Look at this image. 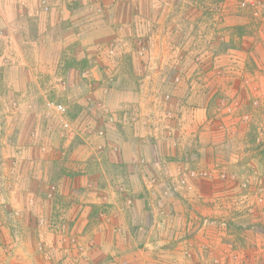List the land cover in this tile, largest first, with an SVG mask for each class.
I'll return each instance as SVG.
<instances>
[{"label":"rangeland","instance_id":"374dc122","mask_svg":"<svg viewBox=\"0 0 264 264\" xmlns=\"http://www.w3.org/2000/svg\"><path fill=\"white\" fill-rule=\"evenodd\" d=\"M234 80L242 93L228 92ZM200 107L210 137L192 140V167L165 175L138 160L152 202L184 195L192 203L184 216L161 202L151 233L134 223L123 246L103 253L97 235L110 205L93 209L96 218L83 229L67 217L68 204L61 218L37 216L35 196L53 200L58 185L72 191L93 167L89 152L100 157L107 142L114 150L141 127L145 152L161 154L155 140L172 122L184 124L181 139L190 118L197 136ZM228 121L230 164L212 148ZM200 167L235 177L221 182L219 207L204 214L206 194L189 199L178 187L183 168ZM21 240L36 246L31 255L21 252ZM0 264H264V0L249 9L238 0H0Z\"/></svg>","mask_w":264,"mask_h":264},{"label":"crops","instance_id":"0c3cea01","mask_svg":"<svg viewBox=\"0 0 264 264\" xmlns=\"http://www.w3.org/2000/svg\"><path fill=\"white\" fill-rule=\"evenodd\" d=\"M106 5L107 4H104V6H100L99 4L96 5V7H100V12H103L102 7H104V11H105L107 8ZM96 9L99 10V8ZM96 9L93 8V10ZM221 83L222 82H219V86L221 85ZM237 85L238 84L235 82V80L230 82V85H227L229 87L228 92L233 93L232 95L236 94L238 91L242 93V90H240L241 86L240 85L237 86ZM225 87L226 85L222 83L221 88L224 89ZM181 88L183 89V87ZM182 89L178 93L175 91V94L182 93ZM170 109L172 110L174 109V107ZM203 110L204 109L200 107L196 109L194 113L196 116L198 115L202 117ZM198 116L195 119V122L192 123V125L198 126L197 130L199 129V131L197 133V136L196 134L191 135V133H189L190 132L189 125L191 124L190 118L187 119L188 123L185 126L187 130L184 135H181L182 137L181 139L179 138V136H177V134L183 133L182 125L184 124H180L181 127L178 126L179 129H177L176 127L177 123L172 122L171 124H169L170 130L168 132H165L163 135L162 134L159 135V137L155 140L156 143L163 144V145H158L161 154L160 153L153 154L155 153V151L151 152V147L149 148L150 151L149 149L147 150L149 151L148 153L145 152L146 144L145 142H143V140L139 139L138 137L143 136V134L148 131L147 129L141 127H138L139 132L137 138L130 136L127 138L126 141L121 140L122 138L121 139L119 138L118 140L119 144H117V147H115L114 150L110 148V145H113V143L107 142V147L109 146L107 148L108 150H106L107 152L104 153L101 152L100 157H96L94 152L92 154L91 152H89L88 153L89 161H92L91 165L93 167H90L89 172H86V177H83L84 181L81 180V182L84 183L82 184L81 182L78 183L72 182L75 185L74 189L72 187L73 189L72 191H66V192L65 190H68L67 188L63 190V186L61 187L58 185V196L56 195L57 197L55 196L53 200L46 199L42 194L38 195L39 194L38 193L35 196V200L39 209L37 216L44 218H53V220H55V218H61L62 215L60 214L61 207H63L64 204H68L70 206V211H69L70 213L69 215H67V217L71 218L75 222L74 228L77 226V228L79 229V227L83 226L82 227L83 229L84 226L87 224L88 218H96L95 216H93V214H91V211L93 209L99 207L100 204L110 205V210H108L109 213L105 214L103 217L108 219L104 221V225L101 226L100 232L97 235V240H99V244L103 245L102 253L114 249L116 244L117 246L118 245L123 246V243L120 240L123 237L132 235V232H135L134 228H132V224L134 223H136L139 233L141 232L142 233L145 232L144 234L151 233L150 227L152 226L151 228L153 229L154 227L153 222H155V218H160V215H158L156 211L159 210L161 214L164 207L162 209H161L162 206L158 208L156 205V200L155 202L154 201L152 202V198L150 196V194L152 193L151 191L147 192V190L150 189L149 187L151 183L149 184L148 180L144 178L143 176L144 174L142 175V170L140 169L138 160L139 159L144 160L145 165H142V168H144V170L147 171L152 167L158 172L159 169L162 170L163 172L165 171V175L176 174L177 169L183 166L192 167L193 163L189 161L190 160L189 154H190V148L192 146L195 147V143H196V141L193 142L192 140L195 139V137L197 139L200 138V140H198L197 142L201 144V143H205L207 139L210 137L208 135L209 133L206 131L207 126L201 128L202 127L201 123H203L204 120H202L201 118L199 119ZM181 121H183V118L181 119ZM230 124H232L231 121L230 122L228 121L227 125L224 123L225 133H221V131L215 133V135H217L218 137V140H216L215 143H213L212 145L213 152L215 153V151L217 150L218 152L217 154H219L217 156L218 159L224 161V163H226V161H229L228 162L229 164L233 156L232 152L235 150L234 142L231 140H227L226 142L228 141L232 142V146L229 147L224 145L223 142L225 141L223 140L224 137L223 135H227L228 137L229 134L235 133V130L234 132L231 130L233 126H230ZM138 125H140L139 122ZM222 125H220L221 129H222ZM240 131L242 132V130ZM167 134L168 135L170 134V136H167ZM175 141H179V143H174ZM129 142L131 143V145H129L130 144ZM174 144L176 145L174 146ZM163 146L165 147L163 148ZM206 149H207L206 146L203 147L201 153L204 154L206 152L205 151ZM225 150L227 151L225 152ZM165 154L167 155L165 156ZM200 158H201L200 162H204L203 160L204 157L200 155ZM96 159H99L100 161L96 163V165H94L95 163L94 161ZM156 160L160 163L159 166H157V164L156 165L154 164ZM165 160H169V161H165ZM227 168L233 169V166L229 165ZM87 178L89 179V181H87ZM76 180L78 181L80 179H76ZM85 182H87L88 184ZM119 183H123L125 185L118 186L117 184ZM222 184L218 180H213L212 182L199 181L193 184L195 188V192H201L206 194V196L203 195L204 198L202 199V201H204L203 204L204 209L202 210L201 214L207 213L208 211L212 210V208L214 210H217L215 209L217 208L215 206V201H217L216 197L219 195L218 192L223 189V188H219ZM33 186H37V184H33ZM33 186L31 185V187ZM117 186L119 187V189ZM13 189H16V187H14ZM63 193H65V195L68 196L62 197L61 194ZM168 194L170 196L169 192ZM223 194L224 193L220 194V196L224 197ZM159 195L160 192L158 196ZM198 195L199 193L196 196H194L196 197V200L197 198H199ZM175 196L176 193L174 192L171 194L170 197L166 198L165 200H162V202L165 201V206L167 209L166 211L169 210L172 212V214L182 213L184 216L186 213L185 211H188L185 210V208L192 207V203H190L191 201L186 199L184 195H182V197H179V199H177ZM208 196H213L214 199L209 200ZM187 197L191 198L190 196ZM200 197L202 196L200 195ZM167 218H171V217H169L168 215ZM172 218H177V217H172ZM27 220L30 219L27 218ZM33 222L34 221H32V223ZM48 237L51 238L50 240H48V242L49 241L51 242V240H55L54 236L52 237L48 236ZM249 240L251 239L246 240V242H248ZM126 244L128 245V241ZM19 247L21 249V252L24 251L28 255H31L33 253V251H30V248L36 249V246H32V245L29 246L27 243L22 242V240L19 243ZM144 251L146 250L144 249ZM149 251L150 250H148L147 255H150ZM218 253L220 254L221 252ZM136 254L137 255L142 254V250H140V248L136 249ZM136 258L138 261L141 260L139 256H136Z\"/></svg>","mask_w":264,"mask_h":264},{"label":"built area","instance_id":"2783aa9c","mask_svg":"<svg viewBox=\"0 0 264 264\" xmlns=\"http://www.w3.org/2000/svg\"><path fill=\"white\" fill-rule=\"evenodd\" d=\"M239 6L243 9H249V8H253L255 6L256 0H238ZM254 15H257V11L254 12ZM165 99H168V96L165 97ZM167 101V100H166ZM229 106H225L227 107L228 111H232L233 112V106L231 105V103H227ZM54 110L58 113H62L65 112V108L62 105H57L53 107ZM98 139L99 141L96 144V148L102 150L103 148H105V143L103 141V135L104 133L102 131H100L98 133ZM141 163H144V160H141ZM218 170V169H217ZM217 170L215 168L212 169H189V168H183L181 170V175L178 178V187L180 189H182L183 193H185V195L187 196H193L195 194V188H194V183L195 182H199V181H205V180H218L219 182L224 183L225 181H227V183H229L232 179L234 180L235 177L233 175H226L223 172L219 173L217 172ZM217 177V178H216ZM216 178V179H213ZM168 194V192H167ZM162 196L161 197H157L156 199V205L158 208L161 207V202H162ZM192 198V197H191ZM190 199V198H189ZM229 199H232L229 197ZM217 201H215V204L217 206V208L219 207L222 199L217 198ZM207 220L204 219V223H206Z\"/></svg>","mask_w":264,"mask_h":264}]
</instances>
